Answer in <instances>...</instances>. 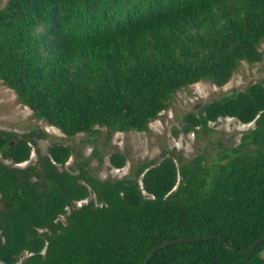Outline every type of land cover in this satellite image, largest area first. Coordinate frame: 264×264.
<instances>
[{"label":"trees","instance_id":"obj_1","mask_svg":"<svg viewBox=\"0 0 264 264\" xmlns=\"http://www.w3.org/2000/svg\"><path fill=\"white\" fill-rule=\"evenodd\" d=\"M262 39L264 0H6L0 81L64 134L94 140L104 126L106 141L145 129L178 88L221 85L241 60H260ZM220 116L254 124L212 165L168 150L100 179L86 158L59 169L71 154L60 142L23 167L0 160V264H140L160 241L193 235L212 237L171 240L145 264H264V238L238 252L264 235V72L183 112L173 133ZM32 133L0 128V156L27 159Z\"/></svg>","mask_w":264,"mask_h":264},{"label":"rangeland","instance_id":"obj_2","mask_svg":"<svg viewBox=\"0 0 264 264\" xmlns=\"http://www.w3.org/2000/svg\"><path fill=\"white\" fill-rule=\"evenodd\" d=\"M5 1L0 0V7ZM258 49L261 51V59L253 63L241 60L223 84L216 85L204 78L182 86L173 93L168 105L147 122L145 129L114 130L106 141L104 126H96L100 133L94 140L91 139L95 133L79 131L73 135L64 134L44 119L36 117L28 106L17 100L14 91L0 81V128L17 135L26 134L32 129L36 131L26 136L30 145L27 159L12 162L0 156V160L23 167L34 163L38 154L46 153L51 143L60 142L71 147V154L62 165H57L59 169L74 168L73 162L76 159L86 158L89 172L100 179L130 176L137 163L145 159L157 161L169 154L168 150L186 160L202 155L204 164H215L224 159L223 154L239 141L241 133L253 126V120L240 122L231 116H220L208 121L206 128H199L196 132L179 130L174 134L173 129H180L183 112L195 110L203 102L242 88L259 78L264 72V39L258 43ZM42 132L44 135H41ZM112 151L124 155L122 166L110 164L108 154ZM90 199H94L93 193L75 201L73 205L78 206ZM60 219L64 222V214L60 215ZM24 254L20 255L19 260Z\"/></svg>","mask_w":264,"mask_h":264},{"label":"water","instance_id":"obj_3","mask_svg":"<svg viewBox=\"0 0 264 264\" xmlns=\"http://www.w3.org/2000/svg\"><path fill=\"white\" fill-rule=\"evenodd\" d=\"M212 237V235H193V236H184L181 238H175V239H171L174 241H182V240H191V239H199V238H209ZM264 238V235L258 236L256 237L254 240H252L251 242H249L244 248L238 250V252H245L248 251L249 249H251L258 241H260L261 239ZM171 240H163L160 241L159 243L153 245L148 252L146 253V255L144 256L142 262L140 264H145L147 262V260L149 259L151 253L153 252V250L159 246H163L165 244H167L169 241Z\"/></svg>","mask_w":264,"mask_h":264},{"label":"built area","instance_id":"obj_4","mask_svg":"<svg viewBox=\"0 0 264 264\" xmlns=\"http://www.w3.org/2000/svg\"><path fill=\"white\" fill-rule=\"evenodd\" d=\"M80 200V199H79ZM77 201V200H76ZM62 215V214H61ZM59 219H60V216H59ZM62 221V219H60Z\"/></svg>","mask_w":264,"mask_h":264}]
</instances>
